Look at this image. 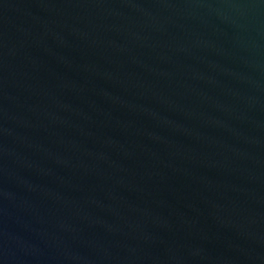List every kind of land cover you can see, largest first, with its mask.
<instances>
[{"label": "water", "instance_id": "1", "mask_svg": "<svg viewBox=\"0 0 264 264\" xmlns=\"http://www.w3.org/2000/svg\"><path fill=\"white\" fill-rule=\"evenodd\" d=\"M0 264H264V0H0Z\"/></svg>", "mask_w": 264, "mask_h": 264}]
</instances>
